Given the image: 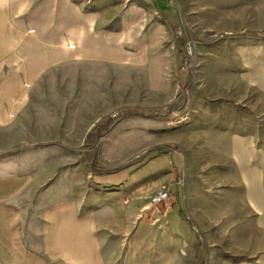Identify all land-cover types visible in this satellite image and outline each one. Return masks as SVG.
I'll use <instances>...</instances> for the list:
<instances>
[{
    "label": "rangeland",
    "instance_id": "obj_1",
    "mask_svg": "<svg viewBox=\"0 0 264 264\" xmlns=\"http://www.w3.org/2000/svg\"><path fill=\"white\" fill-rule=\"evenodd\" d=\"M162 4L170 55L182 66L164 75L161 95L142 106V75L123 81L117 68L58 65L47 73L81 74L82 81L36 83L30 128L0 133V264H142L130 253L116 189L95 174L143 150L178 145L195 165L192 213L208 248L224 256L249 252V218L237 226L228 211L202 209L197 199L204 190L218 205L226 194L230 178L220 168L230 165L233 138L250 133L251 117L264 143L262 99L244 73L246 49L264 43V0ZM121 176L110 179L116 184Z\"/></svg>",
    "mask_w": 264,
    "mask_h": 264
},
{
    "label": "crops",
    "instance_id": "obj_2",
    "mask_svg": "<svg viewBox=\"0 0 264 264\" xmlns=\"http://www.w3.org/2000/svg\"><path fill=\"white\" fill-rule=\"evenodd\" d=\"M162 3L0 0V133L30 128L36 113V83L82 81L81 74L47 73L58 65L117 68L126 75L123 81H130L132 74L142 75V106L147 105L148 96L161 95L164 75L173 77L182 66L170 55ZM246 50L244 73L248 85L261 97L264 113V43ZM250 109L258 114V106ZM249 123L250 133L231 142L230 165L220 168L230 178L226 194L215 202L218 205H212L209 193L198 189L197 199L202 209L228 211L227 218L236 219L237 226L249 218L248 253L224 256L208 248L203 223L192 213L190 184L191 176L196 178L195 165H189L182 146L149 148L114 171L95 174L99 184L116 189L130 253L136 260L142 264H200L197 258L203 255L209 264H218V257L227 258L229 264H264V143L258 137V118L251 117ZM111 174L122 175V181L112 183ZM163 183L170 186V197L159 205L151 204V194Z\"/></svg>",
    "mask_w": 264,
    "mask_h": 264
},
{
    "label": "built area",
    "instance_id": "obj_3",
    "mask_svg": "<svg viewBox=\"0 0 264 264\" xmlns=\"http://www.w3.org/2000/svg\"><path fill=\"white\" fill-rule=\"evenodd\" d=\"M192 45L189 44L188 50L191 53L192 52ZM171 194L170 186L166 183H163L157 187V190H155L154 193L150 196V202L153 205H159L161 203H164Z\"/></svg>",
    "mask_w": 264,
    "mask_h": 264
}]
</instances>
